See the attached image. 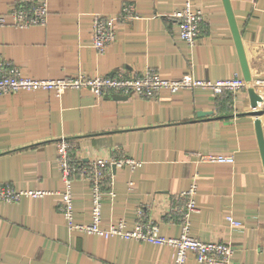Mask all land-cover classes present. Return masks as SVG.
Listing matches in <instances>:
<instances>
[{"label":"crops","instance_id":"1","mask_svg":"<svg viewBox=\"0 0 264 264\" xmlns=\"http://www.w3.org/2000/svg\"><path fill=\"white\" fill-rule=\"evenodd\" d=\"M17 0H0L6 12ZM205 14L195 44L178 37L171 16L184 0H48L44 26H0L3 56L36 78L89 76L153 68L168 78L191 73L218 80L233 75L264 77V0H192ZM136 4L138 18L117 28L103 53L92 45L95 14ZM235 30L240 34L238 43ZM245 62V65H244ZM247 90L216 95L198 87L162 90L155 99L68 88L0 94V186L47 189L43 197L0 200V264H172L166 245L108 238L70 230L57 206L64 188L56 142L67 138L84 161L128 156L141 162L112 167L115 195H105L103 221L137 220V209L160 232L178 236L168 205L198 173L197 210L191 232L202 240H226L238 248L231 264H264V158L250 114ZM264 136V113L261 115ZM233 155L234 162L201 156ZM130 181L133 182L130 185ZM75 219L90 222L89 183L73 180ZM242 222L235 227L225 216ZM186 264H201L193 253Z\"/></svg>","mask_w":264,"mask_h":264},{"label":"built area","instance_id":"2","mask_svg":"<svg viewBox=\"0 0 264 264\" xmlns=\"http://www.w3.org/2000/svg\"><path fill=\"white\" fill-rule=\"evenodd\" d=\"M48 14V0H17L6 12H0V26L8 23L17 28L44 26L47 24ZM171 16L178 25V37L189 44H195L202 35L205 21L202 8L195 6L192 0H184L183 5L172 12ZM138 17L137 7L133 2H125L121 9L113 14H95L92 25L93 47L99 53H103L115 41L118 26ZM198 87L212 89L216 95L234 94L241 89L248 91L253 88L259 99L255 106H252L250 102L249 111L264 110V77L245 79L242 76L233 75L214 81L185 73L177 78H168L162 76L158 70L148 68L138 74L121 71L89 76L81 72L59 78H36L26 74L20 66L7 60L2 54L0 45V94L44 89L59 96L68 88H85L96 97L114 94L155 99L162 90L175 93ZM252 115L255 119L257 116L261 119L262 114ZM72 146L70 140L65 137L56 142V160L64 184V188L60 191L61 201L57 208L63 214L70 230H80L106 238L118 235L127 240L169 246L173 250L172 264H186L190 253H193L201 264H231V258L238 246L226 240H202L191 232V215L197 210V172L193 175L190 186L181 191L166 209L170 220L177 221L180 225L178 236H166L160 232L159 223L145 215L143 207L137 209V220L133 227H128L123 218L103 221V199L105 195L113 197L116 194L112 167L128 165L136 168L141 164L139 160L120 156L95 157L84 161L76 155ZM201 159L211 162H234V156L226 154H209L201 156ZM78 176L86 180L91 189V220L88 223H81L75 219L73 180ZM129 183L133 184L132 181ZM49 193L52 191L43 188L17 189L9 184L0 186V200L4 202H16L23 195L43 197ZM225 218L232 226L239 228L242 226V222L230 214H227Z\"/></svg>","mask_w":264,"mask_h":264},{"label":"water","instance_id":"3","mask_svg":"<svg viewBox=\"0 0 264 264\" xmlns=\"http://www.w3.org/2000/svg\"><path fill=\"white\" fill-rule=\"evenodd\" d=\"M235 38L237 39L238 43H240L241 37L240 34L237 30H235ZM245 65V62H244ZM245 79H249L251 78L246 70V75L244 76ZM249 92V96H250V102L252 106L256 105V101L257 99H259V96L257 95V93L254 91L253 88H250L248 90ZM264 113V110H253L250 111V114H254V115H261ZM255 125H256V132H257V136L259 139V143H260V148H261V153L262 156L264 158V136H263V131H262V126H261V119L258 118V116L255 119Z\"/></svg>","mask_w":264,"mask_h":264}]
</instances>
